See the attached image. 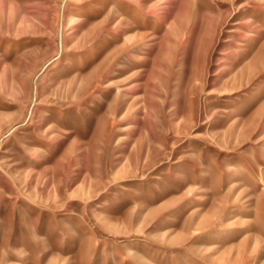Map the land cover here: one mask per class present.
I'll return each mask as SVG.
<instances>
[{
    "label": "rangeland",
    "instance_id": "rangeland-1",
    "mask_svg": "<svg viewBox=\"0 0 264 264\" xmlns=\"http://www.w3.org/2000/svg\"><path fill=\"white\" fill-rule=\"evenodd\" d=\"M0 264H264V0H0Z\"/></svg>",
    "mask_w": 264,
    "mask_h": 264
},
{
    "label": "bare ground",
    "instance_id": "bare-ground-1",
    "mask_svg": "<svg viewBox=\"0 0 264 264\" xmlns=\"http://www.w3.org/2000/svg\"><path fill=\"white\" fill-rule=\"evenodd\" d=\"M77 18L75 17V16H73V17H71L70 19H69V21L67 22V26L69 27V26H73V25H75L76 23H77ZM199 73V70L197 69V68H194L192 71H191V74L192 75H197ZM32 171V169L29 167L28 169H26V170H24V175L25 176H28L29 175V173Z\"/></svg>",
    "mask_w": 264,
    "mask_h": 264
}]
</instances>
